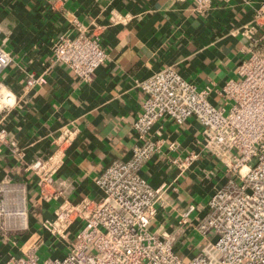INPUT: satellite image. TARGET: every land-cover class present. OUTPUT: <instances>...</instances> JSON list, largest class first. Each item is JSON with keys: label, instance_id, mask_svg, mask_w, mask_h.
<instances>
[{"label": "built area", "instance_id": "built-area-1", "mask_svg": "<svg viewBox=\"0 0 264 264\" xmlns=\"http://www.w3.org/2000/svg\"><path fill=\"white\" fill-rule=\"evenodd\" d=\"M191 1L193 11L203 15L231 0ZM130 20L129 15L113 11L109 21L119 26ZM71 26L54 43L51 59L90 83L108 59L100 28L76 18ZM236 33L245 44L236 77L216 90L224 104L215 106L210 99L214 89L199 88L171 67L138 82L145 100L133 123L136 144L130 158L104 168L95 179L100 192L96 198L78 200L70 196L73 182L56 176L76 130L66 127L54 140L53 152L33 162L26 161L25 152L10 139L5 120L19 97L1 79L13 56L0 46V144L35 176L43 201L59 202L52 217L43 218L39 230L32 229L26 184L4 174L0 245L10 252L1 264H264V0ZM46 82L45 74L30 75L24 90ZM190 119L202 126L201 152L222 166L227 179L214 190L202 213L196 214L198 207L190 205L173 231L154 229L168 187H153L143 170L165 144L158 126L170 121L181 127ZM169 149L181 173L200 156L195 151L185 158L176 156L175 143ZM189 236L199 238L202 245L187 258L180 244ZM45 246L52 255L42 260L39 252Z\"/></svg>", "mask_w": 264, "mask_h": 264}, {"label": "crops", "instance_id": "crops-1", "mask_svg": "<svg viewBox=\"0 0 264 264\" xmlns=\"http://www.w3.org/2000/svg\"><path fill=\"white\" fill-rule=\"evenodd\" d=\"M260 1L231 0L202 15L193 11L191 0H0V46L13 56L1 79L19 97L5 120L10 139L25 152L26 161L33 162L53 152L54 140L66 127L76 130L56 176L73 182L72 199L96 198L100 192L95 179L110 162L129 159L136 144L133 123L145 100L138 82L171 67L199 88L214 89L210 99L215 106L224 104L216 90L236 77L245 44L236 30L252 19ZM113 11L131 20L111 26ZM75 18L100 28L108 54L90 83L51 59L54 43L70 31ZM41 74L46 84L25 91L28 77ZM157 129L165 144L143 175L155 188L168 187L153 228L173 231L190 205L202 213L227 176L215 159L201 152L202 126L196 119L181 127L164 121ZM170 143L178 145L175 155L181 158L193 151L200 154L184 173L172 163ZM6 173L26 184L31 227L39 230L59 202L43 201L35 176L0 144V179ZM201 245L190 236L180 244L187 258ZM9 252L0 245V264Z\"/></svg>", "mask_w": 264, "mask_h": 264}, {"label": "rangeland", "instance_id": "rangeland-1", "mask_svg": "<svg viewBox=\"0 0 264 264\" xmlns=\"http://www.w3.org/2000/svg\"><path fill=\"white\" fill-rule=\"evenodd\" d=\"M39 255H40L42 260H45L52 254L50 253L48 247L45 246L44 248L41 249V251L39 252Z\"/></svg>", "mask_w": 264, "mask_h": 264}]
</instances>
